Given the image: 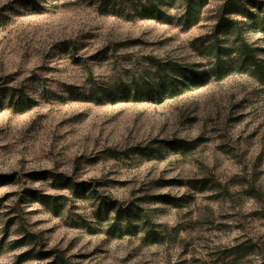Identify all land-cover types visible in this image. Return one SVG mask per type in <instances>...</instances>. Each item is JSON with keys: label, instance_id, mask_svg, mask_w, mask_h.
Returning a JSON list of instances; mask_svg holds the SVG:
<instances>
[{"label": "rangeland", "instance_id": "1", "mask_svg": "<svg viewBox=\"0 0 264 264\" xmlns=\"http://www.w3.org/2000/svg\"><path fill=\"white\" fill-rule=\"evenodd\" d=\"M224 2L186 28L180 6L162 23L126 0H0V87L32 102L15 111L5 92L0 107V264H264V35L239 17L254 70L234 37L214 34ZM175 63L210 78L121 97ZM106 90L116 94L93 99ZM68 178L148 211L162 236L151 242L138 222L110 234ZM200 178L209 190L186 183ZM162 194L183 205L149 199Z\"/></svg>", "mask_w": 264, "mask_h": 264}, {"label": "trees", "instance_id": "2", "mask_svg": "<svg viewBox=\"0 0 264 264\" xmlns=\"http://www.w3.org/2000/svg\"><path fill=\"white\" fill-rule=\"evenodd\" d=\"M208 0H126V3H133L136 10L141 9V16L156 19L162 23H170L173 17L169 12V8L180 6L183 8L182 14L178 17L180 23L190 28L202 21V6ZM138 13V11H137ZM130 14H127V16ZM239 17L245 19L244 23L264 35V2L260 0H225L218 12L214 25V34L216 37H234L239 43L235 48L238 54L244 58L245 62L253 65L254 70H262L259 59L254 48L243 40L242 26L239 23ZM226 49L221 45H215V67L214 73L220 75L228 69L224 68V54ZM227 69V70H226ZM209 74L195 72L192 69L181 66L179 64L162 65V71L157 72V76L152 79H146L142 84L138 81L122 85L120 90L121 97H126L131 100H144L160 92L169 93L172 95L179 94L183 91L196 89L203 86L208 79ZM14 88L7 86L0 87V107L5 92H8V103L12 105L15 111L24 110L29 104L30 98L22 97V95H14ZM114 91L106 90L104 96L99 97L98 91H94L93 99L97 102H102L109 99ZM180 147L185 144L180 142ZM47 171L38 173L39 176L45 177ZM1 181H6L7 176H0ZM168 181L167 183H171ZM73 183V184H72ZM192 189L204 192L210 188V180L208 178L190 179L187 182ZM69 189L72 191L75 198L94 197L95 204L93 214L97 218L99 224L108 223V231L112 235H123L132 231V226L138 222L144 225L146 238L151 242L158 241L162 233L157 231V225L148 211L135 206H123V204L114 199L111 195L98 194L97 189L92 183L82 182L75 184L71 178L67 179ZM48 195H43L42 199H49ZM149 199H161L173 206H182L183 197L162 194L158 196H150ZM49 201V200H48ZM160 236V237H159Z\"/></svg>", "mask_w": 264, "mask_h": 264}]
</instances>
